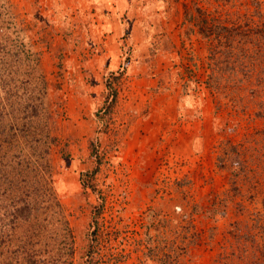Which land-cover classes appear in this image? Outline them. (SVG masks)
<instances>
[{
  "label": "rangeland",
  "instance_id": "1",
  "mask_svg": "<svg viewBox=\"0 0 264 264\" xmlns=\"http://www.w3.org/2000/svg\"><path fill=\"white\" fill-rule=\"evenodd\" d=\"M193 1L0 0L5 110L22 118L28 103L49 113L52 99L63 101L52 147L56 198L47 190L33 216L14 224L11 201L0 198L6 258L28 249L46 264H212L231 251L234 221L264 213V96L252 92L256 84L207 86L209 44L184 24ZM197 1L223 3L233 19L250 6ZM108 80L117 98L104 112ZM188 89L194 95L181 100ZM227 140L251 148L248 177L218 163ZM200 200L213 213L197 214L192 228L188 213Z\"/></svg>",
  "mask_w": 264,
  "mask_h": 264
},
{
  "label": "trees",
  "instance_id": "2",
  "mask_svg": "<svg viewBox=\"0 0 264 264\" xmlns=\"http://www.w3.org/2000/svg\"><path fill=\"white\" fill-rule=\"evenodd\" d=\"M249 2L250 13L241 14L240 17L233 19L232 12L224 8L223 3L216 4L218 6L215 8H209L194 0L192 4H185L184 24H188L186 34L196 33L209 44L208 59L211 71L205 81L208 87H222L228 83L237 89L246 84H256L258 87L252 88V92L258 91L263 97L264 44L261 36H264V22L258 27V17L264 21V10L261 1ZM190 82L195 83L194 91H196L198 80L189 78L186 86ZM107 86L109 92L106 96L104 112L112 109L117 98V90L110 80ZM192 95L194 93L188 89L181 100L184 101ZM41 102L45 103L44 98H41ZM62 105L61 98H54L50 103L53 110L45 113L43 110L39 111L37 106L28 103L25 110L30 113L29 116L20 118L5 110L7 103L0 96V192L2 191L0 198L11 201L10 224L16 223L21 218L28 219L33 216L34 210L42 204L41 197L47 193V190L51 191L47 194L56 198L52 185L54 183L52 147L59 142V135L55 131L59 127L58 118ZM97 149L94 145V152ZM250 149L243 142L234 143L227 140L223 142L218 163L221 167L229 168L236 179L241 175L248 177L252 164L251 155L248 153ZM257 149L259 165L264 162V131L261 130H258ZM30 164L36 170V176H33L36 183L32 191L27 184L30 180ZM96 171L97 168L92 174ZM48 179L49 189L46 188ZM83 181L85 186L95 190L93 182ZM4 182L8 183L5 189L2 188ZM20 190L21 193L18 192ZM207 207L208 205L201 200L196 202L188 213L187 220L193 224L197 214L211 215L213 211ZM255 216L253 222L245 223L244 226H241L239 221L232 223L231 235L234 242L231 251L220 253L212 264H264V213L257 212ZM192 224V228H195ZM193 231L191 238L197 244V229ZM8 238H11V235L6 233L5 236L4 230L0 227V264H46L47 260L44 261L39 257L38 250L24 249L22 256L18 249L15 252L11 251L6 258L4 249ZM193 242L190 240L188 245H185L184 255L192 253L189 245ZM152 249L153 253L157 254L156 249Z\"/></svg>",
  "mask_w": 264,
  "mask_h": 264
}]
</instances>
